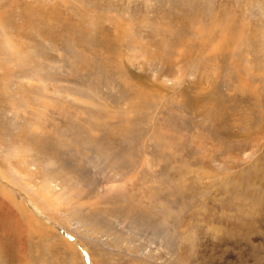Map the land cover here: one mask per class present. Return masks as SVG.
I'll return each instance as SVG.
<instances>
[{
  "label": "rangeland",
  "instance_id": "rangeland-1",
  "mask_svg": "<svg viewBox=\"0 0 264 264\" xmlns=\"http://www.w3.org/2000/svg\"><path fill=\"white\" fill-rule=\"evenodd\" d=\"M0 264H264V0H0Z\"/></svg>",
  "mask_w": 264,
  "mask_h": 264
}]
</instances>
